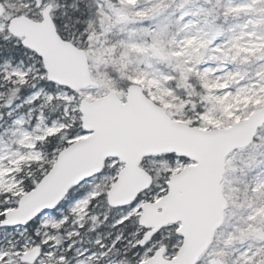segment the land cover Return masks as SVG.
<instances>
[{
  "label": "snow or ice",
  "instance_id": "1",
  "mask_svg": "<svg viewBox=\"0 0 264 264\" xmlns=\"http://www.w3.org/2000/svg\"><path fill=\"white\" fill-rule=\"evenodd\" d=\"M0 264H264V0H0Z\"/></svg>",
  "mask_w": 264,
  "mask_h": 264
}]
</instances>
